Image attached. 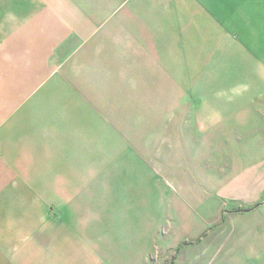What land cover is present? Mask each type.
Returning <instances> with one entry per match:
<instances>
[{"label":"crops","instance_id":"0c3cea01","mask_svg":"<svg viewBox=\"0 0 264 264\" xmlns=\"http://www.w3.org/2000/svg\"><path fill=\"white\" fill-rule=\"evenodd\" d=\"M240 209L264 237V0H0V264H200Z\"/></svg>","mask_w":264,"mask_h":264},{"label":"rangeland","instance_id":"374dc122","mask_svg":"<svg viewBox=\"0 0 264 264\" xmlns=\"http://www.w3.org/2000/svg\"><path fill=\"white\" fill-rule=\"evenodd\" d=\"M116 197V195H115ZM131 199V197H130ZM72 201L74 206L72 207L74 212H78L80 216L81 222L84 221L86 214H84V202L88 205L89 196L85 195H73ZM137 208H139L140 216L150 214L149 217H141L138 222V232L135 239L139 240L143 245L149 242H153V245L156 243L154 247V254L151 256L152 260L157 261L160 258V247L161 241L167 240V243H173L177 238L178 232L171 231V224L179 223V215L177 212V208L173 206V211L168 212L166 210L167 206H161L158 212L155 214L153 210H151L148 205L149 202H154L155 197L153 195H146V197H137L134 195L133 199ZM139 202V203H138ZM129 207V206H128ZM132 207V200L131 205ZM150 211L152 213H150ZM135 215V212L129 213V218ZM83 216V217H82ZM260 215H255L251 212H238L237 214H233L228 223L224 226V230L221 234H224V237L220 242L215 243L214 245L208 241H205L203 244L198 245V248L203 256L202 263L200 264H252L255 263L257 258L264 257V237L261 239H250L247 238L249 233L251 232L250 227L255 224L261 222ZM11 219L14 222L19 218L21 219H32L31 212H22V210L13 209L10 215ZM148 218V219H147ZM263 223V221H262ZM24 224V222H23ZM81 225V223H79ZM154 225H157L154 228ZM148 229V230H147ZM154 229L156 232L154 233ZM221 231V230H220ZM79 233L86 238L85 242L88 241L95 242L97 238L100 236L105 237L108 236V240L103 241L109 247V254L115 256L116 252H114V247L118 233L113 230L112 227L106 226L105 217H102L101 222L98 226H85L83 231H79ZM154 234V236H152ZM138 241V242H139ZM94 246V244H93ZM180 252V251H179ZM103 257V256H102ZM258 261V260H257ZM256 261V264H257ZM252 262V263H250Z\"/></svg>","mask_w":264,"mask_h":264},{"label":"trees","instance_id":"16d2710c","mask_svg":"<svg viewBox=\"0 0 264 264\" xmlns=\"http://www.w3.org/2000/svg\"><path fill=\"white\" fill-rule=\"evenodd\" d=\"M245 210L247 211V210H250V209H240V211H245ZM174 257H176V255L173 256V259H174ZM170 262H172V261H170ZM170 262L167 260L165 264H170Z\"/></svg>","mask_w":264,"mask_h":264}]
</instances>
